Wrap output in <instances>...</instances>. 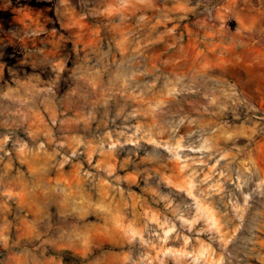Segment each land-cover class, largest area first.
I'll return each mask as SVG.
<instances>
[{
	"label": "rangeland",
	"instance_id": "374dc122",
	"mask_svg": "<svg viewBox=\"0 0 264 264\" xmlns=\"http://www.w3.org/2000/svg\"><path fill=\"white\" fill-rule=\"evenodd\" d=\"M0 264H264V0H0Z\"/></svg>",
	"mask_w": 264,
	"mask_h": 264
},
{
	"label": "trees",
	"instance_id": "16d2710c",
	"mask_svg": "<svg viewBox=\"0 0 264 264\" xmlns=\"http://www.w3.org/2000/svg\"><path fill=\"white\" fill-rule=\"evenodd\" d=\"M68 259H71V258H68ZM72 260V259H71Z\"/></svg>",
	"mask_w": 264,
	"mask_h": 264
}]
</instances>
